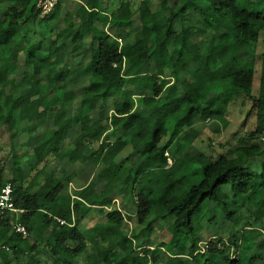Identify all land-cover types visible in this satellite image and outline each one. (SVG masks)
Segmentation results:
<instances>
[{"label": "trees", "instance_id": "1", "mask_svg": "<svg viewBox=\"0 0 264 264\" xmlns=\"http://www.w3.org/2000/svg\"><path fill=\"white\" fill-rule=\"evenodd\" d=\"M38 1L0 0V129L7 127L12 139L22 131L31 139L38 134L37 122L22 128L28 112L26 81L38 75L43 76L40 87L31 95L47 108L29 120L54 124L53 129L38 134L33 153L13 155L12 179H5V170L0 168V192L11 184L15 209L24 211H6L0 217V264H19L26 257L31 264H40L36 258L41 252H49L59 264H74L87 248L79 225L93 209L103 215V221L94 226L103 255L100 264H264V1L180 0L173 9L167 0H157L158 7L154 0H141L139 5L132 0H74L79 11L72 20L62 15V0L41 18ZM191 11L202 19V28L193 37L187 33ZM136 19L150 38L147 59L131 56L133 28L129 26ZM38 30L40 37H36ZM87 39L88 84L79 93L72 92L69 103L65 97L75 68L67 58L83 54ZM215 57H223L228 75L214 70L207 82H199L202 58ZM259 66L261 84L255 95ZM184 73L190 77L188 86L171 83ZM137 89L149 93L143 108L135 101ZM51 95L55 106L49 107ZM226 96H246L252 103L255 128L247 134L251 142L238 144L230 154L200 166L202 179L196 183L200 170L196 165L201 163L197 158L186 156L187 168L181 170L170 166L166 155L173 146L179 148L181 133L189 137L194 131L199 136L207 121L227 128L230 100ZM108 101L113 115L96 118V103L102 108ZM74 106L80 107L76 114L71 113ZM68 131L78 133L75 140L66 137ZM115 142L118 145H112ZM136 154L140 162L134 172ZM23 157L37 171L29 182ZM79 157L96 165L92 183L103 189L92 203L83 198L84 191L67 193L73 180L67 173L63 180L41 181L50 158L75 163ZM129 178L144 181L138 193L133 185L126 186ZM171 181L176 183L171 185ZM120 186L124 189L119 192L116 187ZM130 195L135 198L136 225L150 226L161 212L159 218H173L168 242L146 245L137 235L135 246L121 208L125 207L122 200ZM240 199L250 207L252 221L242 223L235 218L233 208ZM221 216L223 230H209ZM17 223L26 228L28 238L16 231ZM238 226L240 232L230 231ZM206 230L212 235L200 251L197 243ZM243 238L254 254L241 247Z\"/></svg>", "mask_w": 264, "mask_h": 264}, {"label": "rangeland", "instance_id": "2", "mask_svg": "<svg viewBox=\"0 0 264 264\" xmlns=\"http://www.w3.org/2000/svg\"><path fill=\"white\" fill-rule=\"evenodd\" d=\"M136 3V5H139V2L141 0H132ZM180 0H167L166 2L168 5L176 9L179 6ZM250 3H257V0H249ZM264 1V0H262ZM155 6L158 7V1L154 0ZM63 3V10L62 15L67 18V20L75 19L76 15L79 11V4L75 3L74 0H62ZM41 17V16H40ZM42 18V17H41ZM131 28H133L132 34L129 38V42L133 46V51L131 52V56H135L138 59H147L149 55V45H150V38L146 35H144L142 31V27L140 22L136 19L133 21L132 24H130ZM176 30L179 31V26L176 24ZM202 28V19L200 18V15L195 12L191 11L188 14V23H187V33L190 37H193V33H195L197 30ZM113 34L114 32L111 31ZM41 33L38 30L37 36L40 37ZM35 37V38H36ZM196 40V38H194ZM90 39H87L86 49L83 54L76 56V57H69L67 58V63L73 64L75 68V78L72 81L71 85L69 86V91L65 97V100L69 103L72 100V92L79 93L81 88L84 85L88 84L89 79V73H87L88 68L90 67L91 62V55L88 51ZM125 43V41H123ZM202 47L204 44H201ZM44 48H48L47 42L44 43ZM223 57H215V58H202L201 61V67L200 71L197 74V79L199 82L204 83L207 82L210 79V74L214 70L219 71L222 75H228L229 71H227L224 68V65L222 64ZM151 65L155 66L154 62L151 60ZM257 75H256V83L254 86V94L258 95L260 90V84H261V70L260 66L258 67ZM42 75H38L36 77L31 78L30 80L26 81V86L28 87L27 93L24 95V103L28 107L27 115L24 118V121L22 122V128H27L37 122L39 124L38 128V134L43 133L44 131L48 129H53L54 124L53 121H34L29 120L31 116H35L37 113L45 110L47 107H41L38 105L37 97L31 95L32 92H34L36 89H39V79L42 78ZM190 80V77L188 74H180L174 77V79L171 81V83L174 82V84H182L185 83V85H189L188 81ZM174 86V85H173ZM139 95V96H138ZM149 93H135V97H138L139 99V107L143 108V100L146 96H148ZM227 99L230 100L229 109L227 112V120L229 121L228 127H223L221 123L217 122H210L207 121L203 124V129L201 130L199 136L194 131H191L189 134V137L186 136L185 133H181L179 135L180 138V144L179 148L177 145L173 146L172 149L167 153V157L169 158V165L170 166H177L181 170H185L187 168L186 164L183 160L186 156H189L191 158H197V161H200L199 165L197 164V168L200 169V166L203 168L206 167L211 161L217 159L222 154H230L235 146L238 144H248L251 141L249 140V136L247 135L248 132L253 131L255 128V114L253 112L252 103L248 100L246 96H240L237 99L231 98L229 96H226ZM54 95H51L49 98V107L55 106L54 102ZM175 99V98H174ZM174 100L172 103L170 102V105L167 107V109H170L174 105ZM80 107L74 106L72 110V114H76L79 112ZM252 110V111H251ZM112 102L108 101V103H104L103 107L101 108L100 103H96L95 105V117L101 118L112 116ZM38 134H35V138L31 139L29 134L26 131H22L17 139H12L10 131L7 127H3L0 129V168H4L5 170V179L10 180L13 176V169H14V157L13 155L22 156L25 153H33V150L36 146H38ZM66 137L70 138L71 140H75L78 133L68 131L64 133ZM167 140V139H166ZM190 140V141H189ZM118 145V143L115 142V145ZM63 149V147L61 148ZM24 158V157H23ZM80 158V157H79ZM78 158V160H80ZM124 158V155L122 156ZM76 161V160H75ZM28 158L22 160V164L25 168V175L27 177V181H31L34 176L36 175L37 171H32L29 168L28 165ZM50 165L45 169V171L41 174L42 182L45 181V178H54V172L57 173L56 177L60 179H64V173L74 172L77 181L83 182V184H87L93 180H96L95 174L96 171V165L93 164V162H87L82 158L79 163L78 161L76 164H70L67 159L64 160H54L53 158H50ZM139 156L136 154L132 158V165L135 166L134 172H136L137 167L139 166ZM59 169V170H58ZM61 169V170H60ZM198 171V170H197ZM199 176L196 177V183L200 182L202 179V170L199 171ZM55 177V178H56ZM56 180H60L57 179ZM143 180L140 179L137 182L133 181V178H129L127 181L126 186L133 185L135 187V192L138 193L140 190L141 185L143 184ZM97 183V181H96ZM176 182L171 181V185H174ZM94 184V183H93ZM87 187L85 189H88L85 191V195L83 198L88 203H92L97 197H99L103 190L101 189V185H92L91 187ZM110 190H113L114 188L111 186L109 188ZM123 187H116L117 191H122ZM75 190L67 191L73 192ZM115 198L120 200L119 194H114ZM72 201V199H71ZM163 201V200H162ZM123 206L121 207L123 209L125 218H126V228L127 230L136 231L138 236H141V240H145L146 245H152V246H158L161 242H168L172 237V228H173V218L172 217H166V218H159V216H162L163 213H159L157 216L152 218V223L150 226L144 225V226H138L136 225V204H135V198L133 195H130L128 198H125L122 200ZM233 210L235 211V218H239L242 223H246L251 220L250 217V207L244 205L243 199H240L238 204L234 206ZM207 212H205L206 214ZM208 214V213H207ZM103 221V215L98 212V210H92V212L88 215V217L83 220V222L80 224L82 231L87 235V238L90 242H93V236H92V230L93 227L97 222ZM224 217L221 216L220 220H218L214 226L208 227L209 230L211 228L212 231L216 230H223L224 225L223 222ZM198 228H200V224L197 221L196 222ZM208 225H205L204 228H206ZM259 227L260 225H256ZM207 228V230H208ZM203 229V227H202ZM261 229V228H260ZM43 230V229H42ZM128 230V231H129ZM206 230L203 234L199 237V242L197 243V248L200 251L204 250L205 245L207 244L210 235H212V232L209 233ZM241 227L238 226V228H231L230 231L234 233L240 232ZM262 230V229H261ZM131 231V232H132ZM141 231H144L145 233H140ZM228 230H224V237L228 238L229 234L227 232ZM136 235V234H135ZM133 233V237L135 236ZM183 235V234H182ZM131 236V237H132ZM54 243V242H53ZM138 247V244L137 246ZM241 247L245 250H248L249 255L254 254V251L250 244L243 238L241 242ZM175 249V246H174ZM264 251V247H263ZM84 256H80L76 259L74 264H86ZM37 261L40 262V264H59L58 260H56L49 252H41L37 258ZM77 261H79L77 263ZM82 261V262H80ZM19 264H31L29 262V258H23L22 261ZM89 264V263H88ZM90 264H96V263H90Z\"/></svg>", "mask_w": 264, "mask_h": 264}, {"label": "crops", "instance_id": "3", "mask_svg": "<svg viewBox=\"0 0 264 264\" xmlns=\"http://www.w3.org/2000/svg\"><path fill=\"white\" fill-rule=\"evenodd\" d=\"M152 68L154 69V71H156L157 72V68L153 65L152 66ZM139 93V94H145V93H148V92H146V91H143V90H141V89H137L136 91H135V93ZM139 96V95H138ZM139 99L138 97H135V101H136V104H137V106H140L139 105V102H138V100L137 99ZM172 103V102H171ZM47 131V130H46ZM46 131H44V132H46ZM43 132V133H44ZM40 134H42V133H40ZM112 145H115V143H112ZM78 161V163H79V161L80 160H77ZM70 162V164H76V162L75 163H72L71 161H69ZM88 161H86L85 163H87ZM89 162H91L92 163V161L90 160ZM59 170V169H58ZM61 170V169H60ZM54 178L52 179L53 181H58V180H56V174L57 173H55L54 172ZM67 174H69L70 175V178L72 179L73 178V180H72V182L70 183V187H68L67 188V191H70V190H76V191H87L88 189H85L86 187H87V185H89V187H91L92 185H94L93 183H92V181L91 182H89V183H87V184H83V182H78L77 181V177H76V175H75V173L74 172H70V171H68V173ZM75 176V177H74ZM56 177V178H55ZM46 179H48V178H45V180ZM57 179H60V178H57ZM88 187V188H89ZM102 189V188H101ZM103 190V189H102ZM70 194H72V192H69ZM92 212V211H91ZM87 218V217H86ZM85 218V219H86ZM84 219V220H85ZM82 222H83V220H82ZM81 222V223H82ZM80 223V224H81ZM79 229H80V231L83 233V235L85 236V238H86V245H87V248H86V251L82 254V255H80V256H84V259L83 260H85V262H86V264H90V263H96V264H100L101 263V261L103 260V255L101 254V252L98 250V248H97V245H98V240L95 238V236H94V227H93V230H92V236H93V239H94V241L93 242H90L89 241V239L87 238V235L82 231V229H81V226L79 225ZM132 230H130V233H131V236L133 235V233H134V238H135V241H134V243H135V246H137V244H138V241H137V238H136V236L138 235L137 234V232L134 230V231H132ZM140 233H145L144 231H141ZM133 237V236H132ZM79 256V257H80ZM79 261H77V263H78ZM80 262H82V261H80Z\"/></svg>", "mask_w": 264, "mask_h": 264}, {"label": "built area", "instance_id": "4", "mask_svg": "<svg viewBox=\"0 0 264 264\" xmlns=\"http://www.w3.org/2000/svg\"><path fill=\"white\" fill-rule=\"evenodd\" d=\"M57 2L58 0H39L37 4V8L40 12V16L45 17L51 14ZM119 41L122 42L121 40ZM12 195H13V188L11 184H7L2 188L0 192V217L6 211H12L15 214H23L24 212L23 210L15 209ZM58 222H60L62 225L65 224V221L58 220ZM15 229L19 234L22 235L24 239L28 238L29 234L24 226L17 223ZM2 249L7 252L9 251V248L5 246H3Z\"/></svg>", "mask_w": 264, "mask_h": 264}]
</instances>
